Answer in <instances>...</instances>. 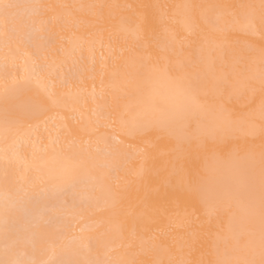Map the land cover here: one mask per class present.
I'll use <instances>...</instances> for the list:
<instances>
[{
    "label": "snow or ice",
    "instance_id": "1",
    "mask_svg": "<svg viewBox=\"0 0 264 264\" xmlns=\"http://www.w3.org/2000/svg\"><path fill=\"white\" fill-rule=\"evenodd\" d=\"M0 264H264V0H0Z\"/></svg>",
    "mask_w": 264,
    "mask_h": 264
},
{
    "label": "bare ground",
    "instance_id": "2",
    "mask_svg": "<svg viewBox=\"0 0 264 264\" xmlns=\"http://www.w3.org/2000/svg\"><path fill=\"white\" fill-rule=\"evenodd\" d=\"M20 3H29L31 0H18ZM45 2H64V3H78V2H91V0H45ZM110 2H128V3H140V2H155V0H110ZM160 2L174 3L182 2V0H160ZM197 2H228V3H243L251 2V0H197Z\"/></svg>",
    "mask_w": 264,
    "mask_h": 264
}]
</instances>
